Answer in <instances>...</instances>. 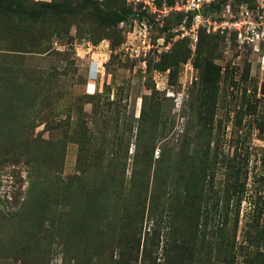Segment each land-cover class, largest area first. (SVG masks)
I'll return each instance as SVG.
<instances>
[{"label": "rangeland", "instance_id": "1", "mask_svg": "<svg viewBox=\"0 0 264 264\" xmlns=\"http://www.w3.org/2000/svg\"><path fill=\"white\" fill-rule=\"evenodd\" d=\"M0 3V264H264V0Z\"/></svg>", "mask_w": 264, "mask_h": 264}, {"label": "trees", "instance_id": "2", "mask_svg": "<svg viewBox=\"0 0 264 264\" xmlns=\"http://www.w3.org/2000/svg\"><path fill=\"white\" fill-rule=\"evenodd\" d=\"M86 6H89L93 12L95 19L98 24L101 25H112V24H118L122 21L124 15H130L131 13L129 11L122 12V14H112L107 16L99 7L87 3ZM83 7V6H81ZM80 10L79 7H75L70 10H63L55 8L54 6H51L49 4L45 5L42 9L38 10L35 9L33 11H24L21 9L13 8L4 4L0 3V14H3L6 17H12L16 16L18 19L22 21H30V22H36L39 20V18L46 13H52V14H66V15H75ZM242 165H238V168L234 169V171H237L241 169ZM242 170V169H241ZM245 197V186L244 183L238 181V180H232L231 183L228 185V188L224 191V196L221 199L220 206L217 204L219 210L222 211L223 219L226 218L227 209L231 206H233L236 209V214H238V209L240 202Z\"/></svg>", "mask_w": 264, "mask_h": 264}, {"label": "built area", "instance_id": "3", "mask_svg": "<svg viewBox=\"0 0 264 264\" xmlns=\"http://www.w3.org/2000/svg\"><path fill=\"white\" fill-rule=\"evenodd\" d=\"M192 10H197V6L194 4Z\"/></svg>", "mask_w": 264, "mask_h": 264}]
</instances>
